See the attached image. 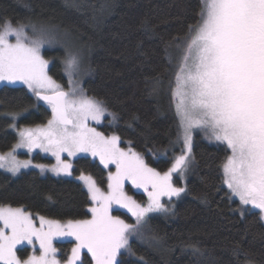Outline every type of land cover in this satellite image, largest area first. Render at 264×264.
Instances as JSON below:
<instances>
[{"label":"snow or ice","instance_id":"obj_1","mask_svg":"<svg viewBox=\"0 0 264 264\" xmlns=\"http://www.w3.org/2000/svg\"><path fill=\"white\" fill-rule=\"evenodd\" d=\"M54 32L44 26L5 19L0 24V83L22 84L37 101L51 109V119L36 128L18 127L12 123L18 142L13 149L0 154V169L15 175L33 165L19 160L17 149L32 152L42 149L56 159L51 171L72 175L73 164L68 157L86 153L98 157L107 168L108 191H103L91 175L78 177L85 185L93 207L91 219H47L22 207L0 206V264H61L53 241L72 238L74 246L66 264H85L88 255L93 264H124L123 256H137L130 240H158L150 231L149 218L154 213H173L174 205L163 203L167 197H180L185 187L173 184L177 173L183 177L191 163L193 129L201 130L210 141L226 146L230 153L220 165L222 185L229 198H238L240 215L245 206L259 210L264 220V0H201L199 20L189 26V35L182 49L176 87V113L179 118L182 154L166 172H158L143 157L129 148H121L120 137L106 136L89 122L99 124L107 113L112 121L116 114L108 112L105 102L87 95L79 80L81 57L67 49L64 72L69 89L48 74L49 61L42 55L46 44L56 42ZM16 121L19 113H9ZM125 181L147 193L141 204L125 191ZM51 199V198H49ZM127 209L134 223L112 215L113 207ZM28 244L33 254L26 259L17 255V246ZM38 250L39 255L35 252ZM194 252L200 249L191 245ZM251 264V262H247Z\"/></svg>","mask_w":264,"mask_h":264},{"label":"trees","instance_id":"obj_2","mask_svg":"<svg viewBox=\"0 0 264 264\" xmlns=\"http://www.w3.org/2000/svg\"><path fill=\"white\" fill-rule=\"evenodd\" d=\"M201 0H0V24L40 23L74 36L85 55L82 87L102 99L111 113L100 128L117 133L122 144L140 151L145 163L167 170L183 147L173 89L189 26L199 20ZM50 71L66 83V49L48 47ZM9 113H19L13 121ZM50 107L37 101L22 84H0V150H8L18 136L10 125L40 124L51 117ZM192 158L186 169V191L174 214L154 213L150 233L156 243L131 240L137 256H123L124 264H264V220L259 210L229 198L222 185L220 165L226 146L193 133ZM27 154V152H23ZM37 161L53 159L36 151ZM28 155V154H27ZM73 172H90L106 187L108 172L91 155L75 157ZM176 182L181 183L179 176ZM51 198V199H49ZM85 185L77 178L42 173L38 168L13 175L0 169V206L24 207L54 219H88L90 204ZM62 258L71 256L72 238L53 241ZM191 245L200 249L194 252ZM30 245H20L25 256ZM85 264H93L83 255Z\"/></svg>","mask_w":264,"mask_h":264},{"label":"rangeland","instance_id":"obj_3","mask_svg":"<svg viewBox=\"0 0 264 264\" xmlns=\"http://www.w3.org/2000/svg\"><path fill=\"white\" fill-rule=\"evenodd\" d=\"M15 24H17V23H15ZM14 24V25H15ZM25 24H28V22H26ZM31 24H35V25H37V26H44V27H46V28H49V29H51L53 32H54V34L56 35V42H54V43H51V44H46L43 48H42V55L44 56V58L45 59H47L48 61H49V65H48V74L54 79V80H56L58 83H60V84H62L63 86H64V90H68L69 89V85H68V82L66 81V83L65 82H63V81H59V80H57L53 75H52V73H51V71H50V65H51V62H52V58L51 57H47L46 55H45V49H47L48 47H59V46H62V47H64L65 49H66V55L65 56H67V49L68 48H71V50H73V51H75V52H78L79 53V55H80V57H81V69H82V71L78 74V75H74L73 76V79L74 80H79L80 81V83H81V85L83 84V80H84V78H85V74H86V66H85V55L83 54V51L79 48V44H78V42H77V40H76V38L74 37V36H72L71 34H69L67 31H65L64 29H61V28H55V27H51V26H49V25H42V24H40V23H31ZM66 59V58H65ZM66 75V74H65ZM175 83V86H174V89H175V87H176V82H174ZM0 84H3V83H0ZM17 84H19V83H17ZM174 89H173V91H174ZM91 97V96H90ZM177 103V99L175 98V104ZM108 109V108H107ZM108 112H110L109 111V109H108ZM111 113V112H110ZM107 115V113L105 114V116ZM49 119H51V117L49 118ZM48 119V120H49ZM47 120V121H48ZM105 121V117L102 119V121L99 123V124H97V123H95V122H89V126L90 127H94V128H96L97 129V131H100V132H103L106 136H110V135H113V134H115V133H105L101 128H100V125L103 123ZM14 123H16L17 124V122H14ZM46 123L47 122H41L40 124H30V125H22V126H20V127H30V128H36V127H38V126H44V125H46ZM18 126V125H17ZM19 127V126H18ZM196 130H199V129H193V131H192V141H193V133L196 131ZM115 135H117L118 136V134L116 133ZM19 139V138H18ZM18 139L16 140V142H14V145L18 142ZM14 145L12 146V147H10V149H8V150H0V154H5V153H7V152H9V151H11L12 149H13V147H14ZM121 148H123V149H125V150H128L129 148H131L132 150H134L135 152H137V153H139L140 155H141V153H140V151L139 150H137V149H135V148H133L130 144H127V145H125V144H122L121 142H120V145H119ZM184 147V146H183ZM36 151H40L41 153H44L45 155H48V156H50L53 160L52 161H45V160H41V161H37V160H35V158H34V152H36ZM23 152H27V154H24ZM16 156H17V159H19V160H31L32 161V164L33 165H36V164H41V165H45L46 166V169H49V170H45V171H43L42 173H50V174H55L54 172H52L50 169H51V167H52V165H54V164H56V159H55V157L54 156H52L51 155V153H48V152H44L42 149H39V148H37V149H35L34 151H32V152H28V150L27 149H17L16 150ZM86 153H81V154H78L77 156H79V155H85ZM182 154V151L179 153V154H177L176 155V157H178L179 155H181ZM230 154V153H229ZM88 155H90V154H88ZM190 155V158H192V145H191V153L189 154ZM76 156V157H77ZM142 156V155H141ZM175 157V158H176ZM63 158L64 159H67V160H70V162L73 164V167H74V160H75V157H72V158H70V157H68L67 156V154H64V156H63ZM93 158H97L98 160H99V158L98 157H93ZM100 161V160H99ZM174 163V161L172 162V164ZM172 164H171V166H172ZM104 166V165H103ZM171 166H169L168 168H167V170L171 167ZM105 167V166H104ZM150 167H152V168H155V167H153V166H151L150 165ZM34 168H36V167H34ZM106 168V167H105ZM26 169H32V166H29L28 168H26ZM40 171H41V169L40 168H38ZM158 172H161V173H163V172H166L167 170H159V169H157V168H155ZM22 170H24V169H21V171ZM106 170H107V172L109 173V172H115L116 171V168H115V165L114 164H109L108 166H107V168H106ZM20 171V172H21ZM8 172V171H7ZM19 172V173H20ZM10 173V172H9ZM84 175H91L92 177H93V179H95L94 178V176L92 175V173H90V172H82ZM16 174H18V173H16ZM15 174V175H16ZM56 175V174H55ZM81 175V173L80 174H76V173H74L73 172V169H72V175H65V174H63V173H61L60 175H57V176H63V177H65V176H70V177H79ZM175 176H179L177 173H174L173 174V177H172V182H173V184L174 185H176V186H178V187H186V176H187V174H186V170L184 171V174H183V177H180L179 176V178L181 179V183H178V182H176V179H174L175 178ZM82 182V181H81ZM83 183V182H82ZM107 184H108V180H107ZM97 185L99 186V184L97 183ZM100 187V186H99ZM101 188V187H100ZM103 191H105V192H107L108 191V189H107V185H106V187H102L101 188ZM125 191L127 192V194L129 195V196H131L133 199H135L137 202H139V203H141V204H146L147 203V199H148V197H147V193L142 189V188H136V187H134L133 185H131V183L129 182V181H125ZM183 195V193L180 195V197ZM180 197H173L172 198V200L169 202L168 201V198L167 197H164V198H162V202L163 203H170L171 205H174L175 206V204L177 203V200L180 198ZM90 206H89V209L91 208V207H93L94 205H93V203H90L89 204ZM18 208V207H17ZM22 208H24V207H22ZM26 211H29V212H31L32 214H33V216H34V218L36 217V214H39V213H33L32 211H30V210H28L27 208H24ZM112 215H114V216H119L121 219H123V220H125L126 222H128V223H134V220L130 217V214L127 212V209H123V208H117V207H113V211H112ZM152 214H150V216H151ZM39 216H43V217H45V218H47V219H52V220H59V221H61V223L63 224V223H66L68 220H73V219H67V220H62V219H54V218H52V217H48V216H44V215H41V214H39ZM88 219H91V216H89L88 217ZM77 220H80V219H77ZM82 220H85V219H82ZM146 235L147 236H152V234L148 231V232H146ZM67 239V238H66ZM130 242H131V240H130ZM156 243V240H154V241H151V243ZM25 245V244H24ZM24 245H22V246H24ZM20 245H18L17 246V255L23 260V259H26L28 256H30V255H32L33 254V248H32V246L30 245V251L25 255V256H22L21 254H20V252L18 251V247H19ZM74 246V245H73ZM72 246V247H73ZM35 254L36 255H39L40 253H39V250H38V244H37V250H36V252H35ZM57 259H59L60 261H61V264H66V261H67V259L66 258H62L61 256H60V254H59V251H58V255H57ZM119 259V258H118Z\"/></svg>","mask_w":264,"mask_h":264},{"label":"water","instance_id":"obj_4","mask_svg":"<svg viewBox=\"0 0 264 264\" xmlns=\"http://www.w3.org/2000/svg\"><path fill=\"white\" fill-rule=\"evenodd\" d=\"M66 91V90H65Z\"/></svg>","mask_w":264,"mask_h":264}]
</instances>
